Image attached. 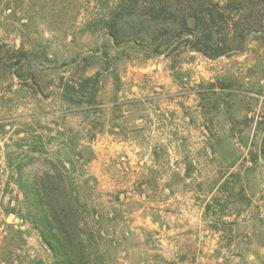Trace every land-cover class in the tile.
<instances>
[{
	"label": "rangeland",
	"instance_id": "374dc122",
	"mask_svg": "<svg viewBox=\"0 0 264 264\" xmlns=\"http://www.w3.org/2000/svg\"><path fill=\"white\" fill-rule=\"evenodd\" d=\"M144 1L0 0V264H62L36 188L76 264H264V0H212L214 57ZM151 61L169 80L131 74ZM192 202L222 231L206 250L177 230Z\"/></svg>",
	"mask_w": 264,
	"mask_h": 264
},
{
	"label": "trees",
	"instance_id": "16d2710c",
	"mask_svg": "<svg viewBox=\"0 0 264 264\" xmlns=\"http://www.w3.org/2000/svg\"><path fill=\"white\" fill-rule=\"evenodd\" d=\"M157 1L159 4L156 5L155 2ZM206 1L207 0H175L172 2L171 0H150L151 7L148 8V6H144L145 8H148V10H143L142 14H144L145 17L151 18V20L156 21L163 19L165 22H171L172 24H175L178 20L179 22L177 23L180 25V28L175 37L180 38L186 33L192 34L188 38L189 40H187L190 42L191 46L196 50L204 52L205 55L214 57L228 52L224 45H222V42L225 43L226 38L222 39L219 37L221 34L219 26L222 25H219L218 20H221L224 15L223 13H217L216 11V8L220 7L219 1L211 0L210 5L209 3L207 4ZM132 2L138 3L139 0H119L118 7H127L129 6L128 4ZM180 16L181 19H179ZM189 18L193 19V25H189ZM224 19L225 17L223 20ZM224 22L228 23V21L225 20ZM110 34L117 42L119 35L116 30L111 28ZM161 45L162 44H157L153 48V51L160 53ZM14 56L17 57L18 61H21L22 58L27 59L28 52L23 49H18L17 54ZM95 90L92 93V97L96 95ZM36 191H38L40 197L44 198V204L46 206L44 207L46 211L41 219L44 226L43 237L45 241L51 246L55 254L58 255L62 264L79 263L78 260L81 257V254L79 242L77 240L78 232L76 230V225L78 224L76 223V225H74L70 222L71 227L68 229L62 221V218L60 217L61 213L58 209L51 204L49 206L47 203V195L39 188H36Z\"/></svg>",
	"mask_w": 264,
	"mask_h": 264
},
{
	"label": "crops",
	"instance_id": "0c3cea01",
	"mask_svg": "<svg viewBox=\"0 0 264 264\" xmlns=\"http://www.w3.org/2000/svg\"><path fill=\"white\" fill-rule=\"evenodd\" d=\"M163 63H164V61L153 64V62L151 61L148 64L149 66L145 67V68H143V66H134V67H132L131 74L133 75L135 73L134 70H138V72H140V71L145 72L148 70L152 76L159 78L158 81H160V82L162 81V79L163 80H169V78H166L165 75L167 72L170 73L171 71L169 68H167V70L165 71ZM189 67H192V66L190 64H188L187 66H185V69H187ZM138 72H137V75H135V76L133 75L135 78H138V76H139ZM162 76H163V78H162ZM171 77H173V74L171 75ZM139 85H140V87H142L141 89L143 91H145L141 82H139ZM169 103L172 107H174L176 105L175 102H169ZM192 204L194 205V208H193L194 212L191 214V218L186 217L184 219V221H186L185 226L179 227V228H177V230H179V232H180V231H183L184 229H188V227H191L193 229V232L191 233V235L193 236V239H194L193 241L195 242V240H197V238H199L198 244L201 245V248L203 250H206L207 246H208V245H206V243L208 242V240H210V238L213 236V234L214 235L221 234L222 231H221V229L218 231L216 229L213 230L211 227L206 225L207 218L202 213V211H203L202 207H200L198 202H195V203L192 202ZM181 234L177 235L176 241L180 242L179 239L187 237V234L184 235L183 232H181ZM200 262L201 261H199V263L197 262V264H201ZM195 264H196V262H195Z\"/></svg>",
	"mask_w": 264,
	"mask_h": 264
},
{
	"label": "water",
	"instance_id": "95a60500",
	"mask_svg": "<svg viewBox=\"0 0 264 264\" xmlns=\"http://www.w3.org/2000/svg\"><path fill=\"white\" fill-rule=\"evenodd\" d=\"M262 143L260 142V152H259V157H260V160H261V162H263L264 163V156H263V154H262Z\"/></svg>",
	"mask_w": 264,
	"mask_h": 264
}]
</instances>
